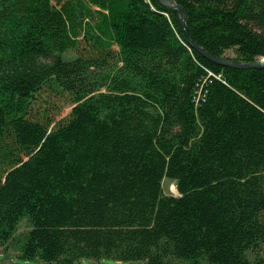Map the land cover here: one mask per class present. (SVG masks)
Masks as SVG:
<instances>
[{
	"label": "trees",
	"instance_id": "16d2710c",
	"mask_svg": "<svg viewBox=\"0 0 264 264\" xmlns=\"http://www.w3.org/2000/svg\"><path fill=\"white\" fill-rule=\"evenodd\" d=\"M174 1L264 58V0ZM22 218L42 264H264V68L157 0H0V246Z\"/></svg>",
	"mask_w": 264,
	"mask_h": 264
},
{
	"label": "rangeland",
	"instance_id": "374dc122",
	"mask_svg": "<svg viewBox=\"0 0 264 264\" xmlns=\"http://www.w3.org/2000/svg\"><path fill=\"white\" fill-rule=\"evenodd\" d=\"M78 53V50H77ZM225 56L232 57L234 55L233 49H227L224 52ZM76 56L75 50H68L63 57L65 59H72ZM101 89H105V87H101ZM63 96H59L57 94L53 95L50 91H46V93L41 92L38 96L37 102L32 104L33 112L35 115H40L44 108H50L52 111V115L55 116V119H60L65 114L68 113L71 103L69 102V98L66 94L62 93ZM51 102L54 104L51 105ZM162 189L165 194H178L177 189L175 187L174 181L164 177L162 179ZM30 227V224L26 218H22L15 232H13L12 236L8 240L6 245L0 246V264H42V262L38 258H30L24 259L19 256V245L22 242L23 235ZM78 264V263H77ZM79 264H145L143 261H127V260H116L108 257H102L99 259L92 258H81L79 260Z\"/></svg>",
	"mask_w": 264,
	"mask_h": 264
},
{
	"label": "water",
	"instance_id": "95a60500",
	"mask_svg": "<svg viewBox=\"0 0 264 264\" xmlns=\"http://www.w3.org/2000/svg\"><path fill=\"white\" fill-rule=\"evenodd\" d=\"M157 1L161 6L169 8V9H173L176 12L178 19L181 23V26L185 32L187 42L190 44V46L194 47L198 52H200L202 55H204L208 59L214 62L223 64V65H229V66H234V67H239V68H255V67L264 68V58L255 59V60H251L247 62H236V61H232L225 57H215V56L208 54L203 49H201L199 46L192 43V41L190 40L187 30H186V26H185L183 9L179 5H177L174 0H157Z\"/></svg>",
	"mask_w": 264,
	"mask_h": 264
}]
</instances>
